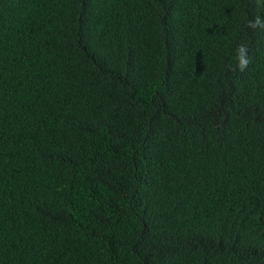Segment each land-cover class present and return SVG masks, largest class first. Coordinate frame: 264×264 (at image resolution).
Returning <instances> with one entry per match:
<instances>
[{
	"label": "trees",
	"instance_id": "trees-1",
	"mask_svg": "<svg viewBox=\"0 0 264 264\" xmlns=\"http://www.w3.org/2000/svg\"><path fill=\"white\" fill-rule=\"evenodd\" d=\"M255 16L264 0H0V264H264Z\"/></svg>",
	"mask_w": 264,
	"mask_h": 264
},
{
	"label": "clouds",
	"instance_id": "clouds-1",
	"mask_svg": "<svg viewBox=\"0 0 264 264\" xmlns=\"http://www.w3.org/2000/svg\"><path fill=\"white\" fill-rule=\"evenodd\" d=\"M247 27L256 30L257 28L264 30V18L261 16H255L252 20L248 21ZM249 46L246 43H239L236 46V66L234 70L240 72L245 71L249 64L252 62V58L249 55Z\"/></svg>",
	"mask_w": 264,
	"mask_h": 264
}]
</instances>
